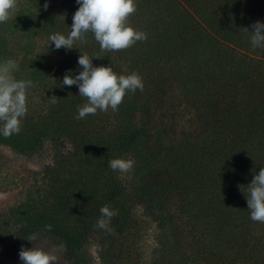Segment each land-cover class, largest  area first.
<instances>
[{
    "label": "trees",
    "instance_id": "trees-1",
    "mask_svg": "<svg viewBox=\"0 0 264 264\" xmlns=\"http://www.w3.org/2000/svg\"><path fill=\"white\" fill-rule=\"evenodd\" d=\"M18 2L0 24V61H17L41 106L28 97L21 132L0 135V145L22 154L49 140L71 150L47 167L38 197L9 209L0 264H23L21 249L47 239L63 245L67 264H87L93 233L109 264H133L132 238L144 248L152 239L143 264H264V223L251 220L246 198L264 167V48L250 42L264 0H135L127 23L148 39L118 52L101 51L91 33L79 49L48 48L51 34L70 33L77 0ZM81 53L118 75L139 74L143 91L78 120L85 98L78 85H60L83 70ZM117 158L135 162L131 179L109 168ZM105 205L118 210L112 234L96 227Z\"/></svg>",
    "mask_w": 264,
    "mask_h": 264
},
{
    "label": "clouds",
    "instance_id": "clouds-1",
    "mask_svg": "<svg viewBox=\"0 0 264 264\" xmlns=\"http://www.w3.org/2000/svg\"><path fill=\"white\" fill-rule=\"evenodd\" d=\"M79 9L73 16L71 31L64 34H51L48 38V48L54 44L55 49L71 50L78 48L77 43H87L86 34H93L99 43L101 51L118 52L132 47L138 41H146L148 35L131 27L127 21L137 11L135 0H77ZM18 7V0H0V24L11 18ZM48 7L47 4L44 5ZM250 42L253 48H264V22L256 21L251 25ZM247 29V28H246ZM79 49V48H78ZM99 58V57H95ZM93 58L82 54L78 65L83 69L78 75L71 72L63 77L61 87L78 85L79 96L85 98L86 103L78 106L77 119L82 120L88 115H95L97 111L107 112L109 109L117 111L124 101L126 92L133 94L137 89L143 91L142 77L137 73L118 75L112 67H96ZM19 65L13 59L0 61V135L5 138L19 134L22 130V119L28 112V90L36 85L30 78H18ZM55 102L56 97L49 99ZM132 159H111L108 166L113 171L128 176L133 168ZM251 220L264 223V167L260 168L252 182L248 185L246 194ZM102 218L96 227L104 229L110 234L114 229L110 221L118 215V210H111L105 205L100 209ZM51 230V225L45 226ZM37 234L28 240L34 241ZM23 264H56L57 256L39 248H22L19 253Z\"/></svg>",
    "mask_w": 264,
    "mask_h": 264
},
{
    "label": "rangeland",
    "instance_id": "rangeland-1",
    "mask_svg": "<svg viewBox=\"0 0 264 264\" xmlns=\"http://www.w3.org/2000/svg\"><path fill=\"white\" fill-rule=\"evenodd\" d=\"M18 5L22 7L24 3L21 2L19 4L18 2ZM16 39L17 42L12 44L11 50L17 52L22 42L19 35L14 40ZM20 53L22 54V52ZM31 96V102L34 105L41 106V95L28 93V97ZM70 150V144L57 147L49 140H45L37 150L22 154L15 152L6 145H0V225L5 223L4 226L6 227L4 228H6L7 232L13 229V227L10 226L9 219L7 222L9 209L17 204L25 202L28 198L38 197L47 185V167L53 165L56 155L66 153ZM137 241V239L133 238L130 240V242H134L131 243L133 247L131 246L132 258L130 262L133 264H143L144 261L146 262L150 259L152 239L149 238L148 241H145V243H147L146 248H144L145 245L142 244L143 242L139 244ZM35 248L56 255L59 264H67L66 261L62 259L63 245L60 242L52 239L42 240ZM84 252L87 257V264H109V262L103 258V253L105 251L101 247L99 235L97 233H93L87 241L84 246ZM119 264L129 263L124 259Z\"/></svg>",
    "mask_w": 264,
    "mask_h": 264
}]
</instances>
